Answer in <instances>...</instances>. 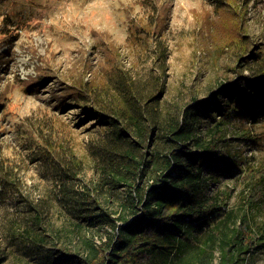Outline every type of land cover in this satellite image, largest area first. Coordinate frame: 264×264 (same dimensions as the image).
<instances>
[{
    "label": "rangeland",
    "instance_id": "1",
    "mask_svg": "<svg viewBox=\"0 0 264 264\" xmlns=\"http://www.w3.org/2000/svg\"><path fill=\"white\" fill-rule=\"evenodd\" d=\"M160 8L168 14L159 25ZM151 21L157 24L149 27ZM160 26L163 36L144 46L140 32ZM242 35L249 51L239 59L229 44ZM160 49L168 75L161 105L181 114L189 109L203 135L223 118L214 103L252 82L250 72L264 60V0H0V264H37L6 236V228L29 216L27 200L44 199L57 224L67 220L58 202L59 177L44 157L75 153L82 176L93 175L89 147L104 125L71 100L80 82L108 86L113 70L123 66L156 76L164 65ZM221 81L226 85L217 91ZM255 84L248 104L227 117L231 129L217 155L224 158L206 169L215 178L208 192L222 193L226 212L239 211V220L246 210L252 220L256 244L241 264H264V196L256 191L259 181L264 184V80ZM10 180L22 194L1 185ZM95 229L75 233V243ZM102 234L94 236L97 243ZM211 264H220L218 251Z\"/></svg>",
    "mask_w": 264,
    "mask_h": 264
},
{
    "label": "trees",
    "instance_id": "2",
    "mask_svg": "<svg viewBox=\"0 0 264 264\" xmlns=\"http://www.w3.org/2000/svg\"><path fill=\"white\" fill-rule=\"evenodd\" d=\"M159 12L160 25L167 8ZM240 24L241 20L236 28L241 29ZM163 27L154 33L144 27L139 34L143 45L162 37ZM136 30L139 33V26ZM244 37L229 44L236 45L239 59L249 51ZM157 55L164 65L156 76L151 72L142 76L123 66L113 70L108 86L80 82L71 100L104 125L89 147L93 175L82 176L84 164L75 153L44 157L59 177L58 202L66 208L67 220L57 224L48 201L27 200L29 216L6 228L10 246L26 249L37 264H211L217 251L220 264L246 259L257 239L252 220L246 210L239 220L234 217L239 211L226 212L222 193L208 192L215 178L206 169L221 157L217 155L231 129L227 117L247 105L255 82L264 80V60L250 72L252 82L239 84L228 100L214 103L223 118L202 135L189 109L181 114L162 107L168 76L165 50ZM220 84L217 91L226 85ZM1 185L23 193L11 180ZM257 188L264 196L261 181ZM190 226L200 232L193 234ZM87 228H96L92 237L76 244L74 234ZM101 231L97 243L94 236Z\"/></svg>",
    "mask_w": 264,
    "mask_h": 264
}]
</instances>
